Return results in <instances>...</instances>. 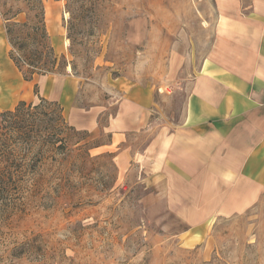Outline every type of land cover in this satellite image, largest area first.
<instances>
[{"label":"rangeland","instance_id":"obj_1","mask_svg":"<svg viewBox=\"0 0 264 264\" xmlns=\"http://www.w3.org/2000/svg\"><path fill=\"white\" fill-rule=\"evenodd\" d=\"M214 19L212 0H0V113L24 103L0 131V264H264V192L192 245L151 174Z\"/></svg>","mask_w":264,"mask_h":264},{"label":"crops","instance_id":"obj_2","mask_svg":"<svg viewBox=\"0 0 264 264\" xmlns=\"http://www.w3.org/2000/svg\"><path fill=\"white\" fill-rule=\"evenodd\" d=\"M212 2L213 43L189 81L182 123L157 144L151 173L157 186L166 183L169 211L192 245L208 224L246 212L264 192V0ZM4 44L0 23V54ZM136 123L122 115L111 122L113 145Z\"/></svg>","mask_w":264,"mask_h":264},{"label":"trees","instance_id":"obj_3","mask_svg":"<svg viewBox=\"0 0 264 264\" xmlns=\"http://www.w3.org/2000/svg\"><path fill=\"white\" fill-rule=\"evenodd\" d=\"M40 7V12H39V15L38 17L40 18L38 23L39 25H36L35 27L32 28V34H29V36H34V35H37V36H34L32 37V40L35 41V42H39L41 43V40H44L46 38V34H45V30H44V24H43V11H42V8H41V5H39ZM6 34L9 38V43L12 47V51L14 50V48L16 47V45L18 46L19 44H17L16 42H14L15 38H13L11 36V32L7 29L6 31ZM21 47V46H20ZM20 47L16 48L17 50L20 49ZM11 51V55L9 56L10 60L14 63L15 67L20 69L22 67L21 64H28L26 63L28 60L31 62V60L28 58V59H22L19 55L18 56H14L13 52ZM54 60L56 59V57L53 58ZM29 64H32V63H29ZM43 74H45V70H43ZM34 74H37V73H33V72H30V75L31 76H34ZM24 80L25 81H29L30 78H27V77H24ZM24 106V103H20L18 107L15 108V111L14 112H5V113H0V131L2 130H5V136L9 135L10 132L12 131V127L9 128L10 126V122L12 118H14L15 116L19 115L20 113V110H21V107ZM8 117H9V120H8ZM11 118V119H10Z\"/></svg>","mask_w":264,"mask_h":264}]
</instances>
